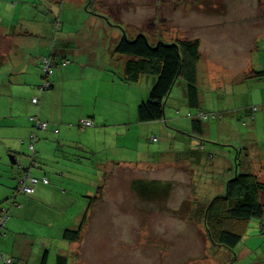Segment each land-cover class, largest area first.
Listing matches in <instances>:
<instances>
[{"label":"rangeland","instance_id":"obj_1","mask_svg":"<svg viewBox=\"0 0 264 264\" xmlns=\"http://www.w3.org/2000/svg\"><path fill=\"white\" fill-rule=\"evenodd\" d=\"M9 1L6 0L8 3ZM18 1L19 5L26 9L24 15H32V19L45 15L46 9H51V15L55 16H51V22L57 18V22L53 21L54 25L49 27L51 41L58 49L68 47L72 51V54L71 51L66 52L69 54V57H66L71 61L68 67L61 65L64 58L57 55L56 65L51 68V102H54L51 118L54 119L52 123L56 124L55 131H59L55 137L61 135L64 146L59 148L57 154L51 153L44 169L51 186H56V190L64 188L69 190L68 195H85L88 200L84 202V206L95 202L96 192L103 185L100 201L91 205V213L85 224L88 227V242L82 249V254L87 264H264V222L252 218L243 230L240 223L231 225V228L240 229L242 234L241 242L233 249L212 244L202 224V215L208 202L214 196L222 194L219 190L222 179L228 180L227 176L233 177L237 170L252 173L264 182L257 174L259 170L262 172L258 160L259 154L264 150V89H260L262 93L254 95V104L261 105L263 111L256 112L255 120L244 125L232 107L233 102H236L237 97H241L244 91L242 88L243 91L240 92L241 84L234 83L232 91L224 87L220 89L217 96L224 99L223 104L217 106L215 97L212 99L211 93L203 83L201 88L206 103L203 109L218 110L223 116L217 115L215 120L206 121L204 135L198 137L189 129V119L183 105L184 91L179 83L181 81L175 83L166 101V123L162 120L150 127V123L132 120L133 116H136L138 106V103L133 101L139 98V88L144 93L140 101L149 97V85L145 79L140 85L133 87L121 81L120 72L114 66L110 75L115 83H109L107 73H103L102 83H99L98 69L95 71L97 75H92L91 71L81 66L82 63L90 61L111 66H117L119 62L121 65V60L125 58L113 55L114 46L124 33L131 39L142 32L148 34L152 43L157 40L170 43L177 39L198 38L201 41L202 65L210 58L219 64L213 67L211 73L220 74L223 69L229 71L230 67L227 65L230 62L235 64L234 59H224L222 56L226 51L238 47L237 43L242 40L238 33L242 34L243 31V28L231 27L230 20L239 22L254 18L253 21L259 20L262 23L264 0ZM250 13L253 16H246L251 15ZM25 29L28 32L33 31L34 34L33 38L25 41L30 51L29 58L23 61L29 65L33 51L42 49L39 46L40 35L37 36L36 33L41 29L36 26ZM66 38H72L69 44L66 43ZM242 41L248 42V39L244 38ZM261 49L264 50V41L260 42ZM262 63L263 60L259 58L258 64ZM238 65L239 60L234 68H238ZM7 67L8 65H5L3 69L6 70ZM8 71L10 74L11 70ZM28 73L21 75V78L34 80L30 88L3 89L1 99L9 100L12 94L20 95L26 102L25 105H32L33 97L40 98V94L32 95V86L39 85L38 81L44 80L38 64L29 66ZM90 76H95L92 80L93 86ZM150 85L152 88L153 85ZM258 97L259 102H256ZM92 111L105 119L103 124L106 126L101 132L102 141H118V146H114V149L118 150L119 154L114 157L132 163L116 164L114 168H119L111 173V169L107 167L105 170L101 169L107 154L102 143L99 144L100 151L96 153L81 147L80 142L95 141L94 136L83 138L82 129L78 126L79 117L85 118ZM191 137L203 140L204 152L196 146H188V143L191 144ZM244 147L249 149L247 162L244 161ZM193 148L202 155L214 153L216 161L204 167L197 164V167L191 170L185 160L189 150L194 151ZM237 150H240L238 167ZM25 155L30 161L28 149ZM56 159H59V164H56ZM146 161L150 166L140 167V162ZM171 161L180 163L178 165L181 167L166 166V163ZM57 165L63 170L65 168L62 166H66L68 170L65 171H69L68 174L80 176L83 180L72 179L65 174L61 177L60 173L64 171L52 169ZM100 177L105 180L104 184L96 181ZM68 179H71V182ZM169 185L173 187L167 194ZM262 201L264 203L263 195ZM5 204L10 205L6 202ZM63 216L66 217L67 214ZM63 220L62 218L51 224V250L60 238L57 236L58 224Z\"/></svg>","mask_w":264,"mask_h":264},{"label":"crops","instance_id":"obj_2","mask_svg":"<svg viewBox=\"0 0 264 264\" xmlns=\"http://www.w3.org/2000/svg\"><path fill=\"white\" fill-rule=\"evenodd\" d=\"M10 2L16 3L10 4ZM19 3L20 2L18 0H10L9 3L6 2V0H0V95L4 91L3 89L7 88L9 90H11L12 88L16 89L18 87L30 88L34 80L31 81L26 78L22 79L21 75L29 74V66H32L33 64H38V66H40V62L42 61V59L49 58V56L52 57L56 50L58 52V55H62L61 58H65L63 59L64 61H61V65L63 67L66 68L71 63V61L67 58L69 57V54H66V52L71 51V49H69L68 47L58 49L56 47V44L51 41V30H49V27L51 28V26L54 25L53 21L54 23L57 22V18L53 19L51 22V16L55 17L54 15H51V9H46L45 15H40V17L38 16L32 19V15H24L26 9L23 6H20ZM43 12H45V9L43 10ZM246 16L251 17L253 16V14H247ZM261 18L263 20V24L259 20L253 21L252 19L254 18H251V20L246 19L245 21L240 20L239 22L237 20H231V27L235 26L238 28H243L242 34L238 33V35L239 37H242V40L244 38H247L248 42H243L241 40L240 43H237V48L231 49L229 52L226 51L222 57L224 59H234L235 64L237 63V60H239L240 68L239 65L238 68H234L235 64L230 62L227 65L230 67V72L223 69V72L214 75L215 73H211V71L213 70V67L215 65L219 64H216L210 58H207V62L204 65H202L203 60L200 61L198 67V84L201 86V84L204 85L203 83H205V88L211 93L212 99L215 97L217 106H219V104H223L222 100L224 98H222L221 96L218 97L216 92H220L219 90L223 89V87L227 88V90L229 91H232V85L234 83H240L243 80L242 77H244V75L249 71L260 68L264 69L263 65L258 64L260 42L264 41V15H262ZM31 26H36L41 29L39 33L37 31L36 33L37 36L40 35L38 37V39L40 40V44H38L42 49L33 51V55H31L32 61L28 65L23 61V59L29 58L28 52L30 51L29 49H27L28 43L25 41L33 38L34 34L32 33L33 31L28 32L25 27ZM249 38H251V42H249ZM71 39L72 38H66V43L69 44ZM77 53L81 52L77 51ZM70 54H72V51ZM65 60L69 61H67V64L63 65V62H65ZM5 65H8L6 70L3 69ZM108 65L96 64L93 61L81 64V66L83 68H86L87 71H91L93 73L92 75H97V73L95 72L96 69L100 71V75L98 77L99 83H102V80L104 78L103 73H107L106 78L110 79L109 83H115L114 81H112L110 73L113 72L114 66L116 67V70L120 72L119 74H121L122 69L119 66L120 64L117 66L113 64L112 66L110 64ZM10 66H12L11 69ZM8 70H11L10 74L8 73L10 72ZM36 74H38L37 71ZM93 78H95V76ZM93 78H91V76L89 78L91 86H93ZM143 79H145L146 83L149 85L148 90H150V84L153 85L154 82V79L152 77L143 76L138 83L130 85L133 87H135L136 85H140ZM38 83L39 85L32 86L34 88L32 95L40 94V98H37V104L32 103L31 100L32 105H30L29 103H27L28 105H25L26 102L21 99L20 95L12 94V97L9 100H3L0 97V206L5 207L8 211V220L5 224L6 235L0 238V254L2 253L6 256H10L21 264H39V261L45 252L46 264H55V258L58 254L66 256L68 262L71 264H87V260L82 254V249L85 248L88 242V240H86V233L88 228L87 225L82 230L81 239L79 242L65 241L61 236L64 229L75 228L77 226L83 212L87 208V206H84V202L88 200L86 197H84L85 195H68L69 190L60 188L61 190L58 191L56 190V186H51V182L49 185L41 183L34 186V190L31 194H19L18 196H15L14 193L17 183L16 180L21 172L20 169H22L21 167L25 166L28 160V158L26 159L25 154L27 151L26 146L29 144V135L34 129V124L31 120L32 116H38V118L48 124L46 130H37L38 140L35 143L36 158L33 168L31 169V172L34 176H45L48 179L49 177L45 172L44 164L51 158V153L57 154L59 148L64 146V144H62L64 142L61 139V135L55 137L57 133L59 134V131H55L56 124L52 123L54 122V119L51 118V114L54 113V102H51V89H53L52 81L51 84H49V87L44 90H41L43 82L38 81ZM181 85L185 96V85ZM139 89V98L133 101L135 104H139V102H141L140 100H142L143 98L142 96H144V93L141 92V88ZM260 89H264L263 82H252L251 88L249 89V86L245 87V93H243V95L246 96L245 94L249 92L250 97H245L242 99L238 98L236 102H233L232 107H234L235 110L241 109V117L242 115L244 116V113L245 115H247L246 112H248L249 110V105L255 103L254 95H256L257 93H262ZM96 95L97 93L95 94V97L97 98ZM33 98H36V96ZM204 99L205 98L203 96V93H200V101L205 105L206 103ZM256 102H259V97ZM183 105L185 107V114L195 110L188 105L186 96ZM259 106L260 107L257 112H259V110L263 111V107L261 105ZM254 118L253 120H255ZM79 119L78 126L80 127V129H82L81 136L83 138L87 136H94L95 139L94 142H80L81 147L85 148V150L91 151L92 153H96L99 150V144L102 143V146L105 147L104 149L107 150L106 162L103 166H101L102 170H105V167H107V169H111L110 171H108L112 173V170L119 168V166L114 168L116 164L132 163L122 161L119 160L118 157H114V155L118 156L119 154V151L114 149V146H118L117 140L113 141V139H108L106 141H102L103 136H101V132L103 127L106 126L103 124L105 122V119H102L97 112L92 111L89 113V115H86L85 118L80 116ZM85 120H91L94 125L82 126L81 122ZM132 120L138 121L137 113L136 116H133ZM158 122L160 123L162 121L150 122V127L157 124ZM164 123H166V119L164 120ZM189 129L190 131L191 129L193 130V127L190 126V120ZM118 130L120 131V128H118ZM125 133L127 132H124V134ZM192 133H195V131H192ZM117 135L119 136L120 134ZM193 143L194 142L191 140L192 145ZM191 144L188 143V146L190 147ZM247 150L249 149L247 148ZM189 151L190 153H187L188 155L186 156L185 161L187 162L186 165L190 166L191 170L192 168L197 167V164L204 167V165L207 166L208 163L216 161L214 153H207V155H202L197 151ZM12 155H14L15 158L17 157L19 164L22 165L21 167H19V165H12L10 163L9 156ZM249 156V151H247L248 159ZM259 157L260 158L258 162L262 172H260L259 170V172L257 171V174L262 180H264V150L259 154ZM244 161L247 162V159H244ZM147 163V161L140 162L139 165L140 167L147 168L148 166H150L147 165ZM56 164H59V159H56ZM178 164L180 163L176 164V161H171L169 163H166V166L172 168H177V166L181 167ZM62 167H64L65 170H68L66 166L63 165ZM52 169L55 171H64V173H60L61 177L63 174H65V176H68L72 179L83 180L82 178H80V176L68 174L69 171L63 170L60 165H57ZM236 172L237 170L235 171V173ZM229 176L230 175L227 176V179L230 178ZM68 180L69 182H71V179ZM225 180L226 179H222L223 183H221V188L219 189L221 193H223L225 190ZM96 181H100L102 182V184H104L105 180L100 177L99 179H96ZM211 182L213 183L212 180ZM59 186L62 187L60 183ZM51 187H53L54 190H52ZM63 196L66 197L63 198ZM67 196H69V198ZM79 198L83 200H79ZM13 201H15L16 203L12 204L14 203ZM5 202L10 205L6 206ZM90 213L91 211L89 210L88 216ZM63 214H67V216L64 217ZM62 218L64 220L61 221L60 224H58L59 230L57 231V236H60V238L57 240L58 242L56 243L55 248L51 250V238L53 236L51 224H53L57 220H61ZM66 219L71 220L65 221ZM29 226H31V228H29ZM96 239L97 242H99V239ZM96 239L94 241H96ZM97 242H95L96 245H98ZM127 245L129 246V244ZM130 247H132V245H130Z\"/></svg>","mask_w":264,"mask_h":264},{"label":"trees","instance_id":"obj_3","mask_svg":"<svg viewBox=\"0 0 264 264\" xmlns=\"http://www.w3.org/2000/svg\"><path fill=\"white\" fill-rule=\"evenodd\" d=\"M199 48L200 41L198 38L177 39L170 43L157 40L155 43H152L147 33L139 32L131 39H129L125 33L122 35L113 48V55L117 54L120 57L125 58V60H121V65L118 64L122 69L120 79L128 84L138 83L143 76L152 77L154 79L148 99L141 101L137 106L136 113L138 122L150 123L165 120V104L177 81H181L179 82L180 84L184 83L186 101L191 108L195 109L192 112H188L186 116L190 120V126L193 127V130L191 129V131H195L193 134L202 137L205 131V122L215 120L217 115L222 117V114L219 111H205L203 109L204 104L200 101V93L202 94L203 91L201 87L203 85L201 84L200 86L198 84V67L201 59ZM57 55L58 52L56 50L52 57L49 56V58H44L40 62L39 67L44 79L43 83L47 81L51 84V68L56 65L55 59ZM259 58L263 60L261 65H264V50L262 49L259 51ZM45 60H48L49 62V67L46 71H44ZM67 61L69 60H65L63 65L67 64ZM242 79L243 80L240 82V92L243 91L242 88L245 91V87H248L249 85L251 86L252 82L261 81L264 84V69H253L245 74ZM243 92L241 93L242 96H238L237 99L239 97V99H242ZM248 93L249 92L245 94L246 96H244V98L250 97V93L249 95ZM258 107L257 104L249 105L248 112L245 111L247 115L244 113V116L242 115V117L240 116L242 113L241 109H234V113H238L240 122L247 125L249 121L253 120L255 113L259 109ZM92 125H94L93 122ZM31 134H36L33 142L30 141ZM37 138V131L35 132L33 129L29 135V144L27 145L30 161L27 160L25 166L20 169V175L16 180L15 196H18L19 194H31L33 192L22 193L19 191V179L24 175H30L37 178L39 180L38 184H50V181L45 176L36 177L31 172L36 158L35 143L38 140ZM191 138H193V146H196V148L203 151V140L196 137ZM31 144L33 146L32 149L30 148ZM194 151L197 150L194 149ZM243 151L245 153L244 157L246 156L247 159V148L244 147ZM236 152V165L238 167L240 150H237ZM43 179H46L48 183H43ZM102 187L103 185L99 187L96 192V196L94 197L95 202L88 203L77 226L75 228H66L62 231L61 236L65 241H80L82 230L87 221L88 211L92 204H96L100 201ZM172 187L173 186L169 185L167 194ZM131 188L134 189L133 186H131ZM262 195H264V182L260 181L256 175L249 172L237 171L233 177H230V179L226 181L224 192L220 195L214 196L211 201L208 202L202 215L203 228L212 244L217 247L233 249L241 242L242 234H240V229L231 228V225L240 223L243 225V230L252 218L264 222V203L262 201ZM13 202L14 203L12 204L16 203L15 201ZM1 209L6 211V224L8 220V211L3 206H0V210ZM5 224L0 234V238L6 235ZM0 255L11 258L15 264H21L10 256H6L2 253ZM39 264H46V252L42 255ZM55 264L71 263L68 262L66 256L58 254L55 258Z\"/></svg>","mask_w":264,"mask_h":264},{"label":"built area","instance_id":"obj_4","mask_svg":"<svg viewBox=\"0 0 264 264\" xmlns=\"http://www.w3.org/2000/svg\"><path fill=\"white\" fill-rule=\"evenodd\" d=\"M49 62L48 60L44 61V71L48 70ZM49 87V83L45 81L41 87V90L46 89ZM32 103L37 104V98L32 99ZM31 120L33 122L34 131L37 130H46L48 124L46 122L41 121L38 116H32ZM82 126H91L92 122L90 120H85L81 122ZM36 134H31L30 141L33 142L35 139ZM155 140V139H154ZM30 148L32 149V144L30 145ZM43 183H48L46 179L42 180ZM39 180L37 178H34L30 175H24L21 179H19V191L22 193H31L33 191V186L38 184ZM7 215L6 211L4 209L0 210V234L2 232V229L4 227V224L6 222ZM0 264H15L11 258L5 257L3 255H0Z\"/></svg>","mask_w":264,"mask_h":264},{"label":"water","instance_id":"obj_5","mask_svg":"<svg viewBox=\"0 0 264 264\" xmlns=\"http://www.w3.org/2000/svg\"><path fill=\"white\" fill-rule=\"evenodd\" d=\"M9 160H10V163H11L12 165H19V167L22 166V165L19 164V161H18L17 157L15 158L14 155L9 156Z\"/></svg>","mask_w":264,"mask_h":264}]
</instances>
